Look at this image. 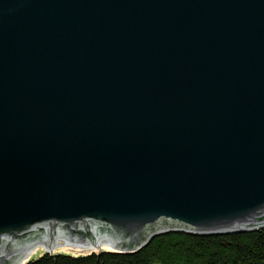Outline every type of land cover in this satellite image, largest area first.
Instances as JSON below:
<instances>
[{
    "label": "water",
    "instance_id": "1",
    "mask_svg": "<svg viewBox=\"0 0 264 264\" xmlns=\"http://www.w3.org/2000/svg\"><path fill=\"white\" fill-rule=\"evenodd\" d=\"M264 228V0H0V264Z\"/></svg>",
    "mask_w": 264,
    "mask_h": 264
},
{
    "label": "trees",
    "instance_id": "2",
    "mask_svg": "<svg viewBox=\"0 0 264 264\" xmlns=\"http://www.w3.org/2000/svg\"><path fill=\"white\" fill-rule=\"evenodd\" d=\"M23 264H264V228L230 234L168 231L136 251L102 248L80 256L45 252Z\"/></svg>",
    "mask_w": 264,
    "mask_h": 264
},
{
    "label": "rangeland",
    "instance_id": "3",
    "mask_svg": "<svg viewBox=\"0 0 264 264\" xmlns=\"http://www.w3.org/2000/svg\"><path fill=\"white\" fill-rule=\"evenodd\" d=\"M109 249H113V248H109Z\"/></svg>",
    "mask_w": 264,
    "mask_h": 264
}]
</instances>
